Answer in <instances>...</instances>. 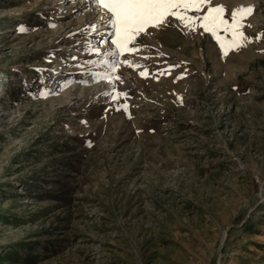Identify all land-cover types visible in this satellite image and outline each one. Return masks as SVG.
Masks as SVG:
<instances>
[{"label":"rangeland","instance_id":"374dc122","mask_svg":"<svg viewBox=\"0 0 264 264\" xmlns=\"http://www.w3.org/2000/svg\"><path fill=\"white\" fill-rule=\"evenodd\" d=\"M214 3L252 42L150 29L113 100L99 9L0 0V264H264V0Z\"/></svg>","mask_w":264,"mask_h":264},{"label":"snow or ice","instance_id":"6c2138e0","mask_svg":"<svg viewBox=\"0 0 264 264\" xmlns=\"http://www.w3.org/2000/svg\"><path fill=\"white\" fill-rule=\"evenodd\" d=\"M67 2L71 4L75 0H67ZM88 4L99 9L101 14L94 17L88 27L93 30V35L99 32L101 27L105 29L106 34L101 35L99 43L95 45L85 37L84 43L78 46V51L87 52L88 65H102L106 69L103 72L92 73V79L108 83L111 91L106 89L104 94L111 96L113 100L119 97L127 98V93L118 91L116 87L117 81L122 82V77L118 75L120 66L143 69L139 72L141 77L146 78L151 75L146 66L137 64L130 58L148 49L149 46L144 43L142 37L150 36V29L159 30L161 27H168L173 22H180L189 31L202 29L203 32L216 38L225 56L228 55L226 48L238 50L252 42V37L247 36L243 31L247 16L253 12L251 6L233 9L230 16L225 18V8L219 3H214V0H88ZM97 21L100 22L99 25ZM221 33L230 37L227 45L219 39ZM137 37L141 39L138 40ZM261 38L259 34L256 36L257 40ZM102 45L106 47L102 48ZM143 58L148 59L149 57ZM66 59L73 62L76 70L85 69L86 71L85 65L78 62V55L70 54ZM175 67L177 65L171 66V68ZM157 71L160 74H166L170 69L158 68ZM83 74L81 73L80 79L83 78ZM122 106L127 111V104ZM119 108L118 104L117 110ZM82 123L86 122L82 121Z\"/></svg>","mask_w":264,"mask_h":264}]
</instances>
